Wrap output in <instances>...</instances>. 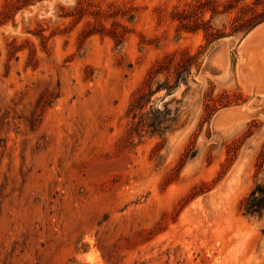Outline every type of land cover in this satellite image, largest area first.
<instances>
[{"label":"rangeland","instance_id":"1","mask_svg":"<svg viewBox=\"0 0 264 264\" xmlns=\"http://www.w3.org/2000/svg\"><path fill=\"white\" fill-rule=\"evenodd\" d=\"M264 0H0V264H264Z\"/></svg>","mask_w":264,"mask_h":264},{"label":"trees","instance_id":"2","mask_svg":"<svg viewBox=\"0 0 264 264\" xmlns=\"http://www.w3.org/2000/svg\"><path fill=\"white\" fill-rule=\"evenodd\" d=\"M243 214L264 216V183H257L241 204Z\"/></svg>","mask_w":264,"mask_h":264},{"label":"crops","instance_id":"3","mask_svg":"<svg viewBox=\"0 0 264 264\" xmlns=\"http://www.w3.org/2000/svg\"><path fill=\"white\" fill-rule=\"evenodd\" d=\"M263 27H261L260 29H257L256 31H253L251 34H250V37H249V40L253 37V35H255L259 30L263 29Z\"/></svg>","mask_w":264,"mask_h":264}]
</instances>
